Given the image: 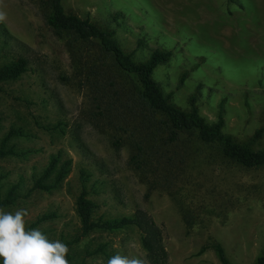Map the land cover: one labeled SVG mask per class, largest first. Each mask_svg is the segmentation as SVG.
<instances>
[{
	"label": "rangeland",
	"instance_id": "374dc122",
	"mask_svg": "<svg viewBox=\"0 0 264 264\" xmlns=\"http://www.w3.org/2000/svg\"><path fill=\"white\" fill-rule=\"evenodd\" d=\"M61 1L66 12L114 30L136 60L156 47L171 50L153 72L171 100L188 108L195 93L208 121L223 102V131L253 149L264 148V130L254 138L264 125V24L257 0ZM47 10L45 0H0L6 13L0 65L20 56L28 61L21 76L0 81V141L9 129L18 132L7 141L15 155L0 157V198L16 185V199L1 209H27L26 228L51 214L29 229L69 242L80 232L75 201L83 180L95 203L93 219L146 210L162 230L168 264H220L212 248L197 254L213 242L222 244L234 264H252L264 248V165L243 167L214 148L192 146L188 164L176 175L138 169L126 134L93 117L96 108L78 76L69 37L47 25ZM74 44L81 63L99 55L93 44ZM121 136L126 143H116ZM57 153L71 159L67 175L50 190H29ZM68 247L69 264H107L116 253L145 255L134 226L95 229Z\"/></svg>",
	"mask_w": 264,
	"mask_h": 264
},
{
	"label": "trees",
	"instance_id": "16d2710c",
	"mask_svg": "<svg viewBox=\"0 0 264 264\" xmlns=\"http://www.w3.org/2000/svg\"><path fill=\"white\" fill-rule=\"evenodd\" d=\"M226 1L232 3L236 0ZM45 5L48 8L44 14L47 25L57 32H65L69 37L67 45L76 65L79 64L78 76L96 108L92 112L93 117L105 120L113 130L126 134L125 139L132 150L130 160L138 169L154 174L159 171L163 177L176 175L188 164L189 148L192 146L214 148L222 158L243 167L264 165V148L253 149L223 131V102L220 103L216 119L208 121L199 111L195 93L188 96L189 106L184 108L171 100L170 93L162 90L153 72L158 65L170 59L171 50L156 47L150 50L145 59L136 60L133 52L122 47L114 30L100 27L88 16L66 12L61 0H45ZM4 33L7 34L6 29ZM76 42L93 44L99 50V55L81 63L77 59ZM27 64V59L22 56L1 64L0 81L18 78L27 71ZM263 130L264 125L256 130L254 138ZM17 133L11 128L2 137L0 157L15 155L13 148L7 146V141ZM184 135L194 137L195 143L192 140L189 142ZM120 139L123 140L122 136L116 143ZM70 164V158L62 160L60 153L52 155L29 190H50L56 187L69 172ZM52 176L53 181L48 182ZM83 182L81 180V190L75 201L80 232L77 237L66 242L67 245L95 229L113 231L134 226L140 233V243L149 264H168L162 230L146 210L136 208L132 215L93 219L95 203L87 197ZM16 187L12 185L4 198H0V209L14 203ZM50 217L51 214L38 216L29 228ZM185 222L189 225L190 218H185ZM208 248L214 250L220 264H234L219 242L202 245L197 254ZM98 251H102L101 246L95 249V252ZM67 259L69 261V254ZM252 264H264V248Z\"/></svg>",
	"mask_w": 264,
	"mask_h": 264
},
{
	"label": "clouds",
	"instance_id": "9594fccd",
	"mask_svg": "<svg viewBox=\"0 0 264 264\" xmlns=\"http://www.w3.org/2000/svg\"><path fill=\"white\" fill-rule=\"evenodd\" d=\"M6 13L0 11V22ZM27 209L15 212L0 209V259L3 264H69V247L60 240H50L38 228H26ZM107 264H149L146 256L116 253Z\"/></svg>",
	"mask_w": 264,
	"mask_h": 264
},
{
	"label": "crops",
	"instance_id": "0c3cea01",
	"mask_svg": "<svg viewBox=\"0 0 264 264\" xmlns=\"http://www.w3.org/2000/svg\"><path fill=\"white\" fill-rule=\"evenodd\" d=\"M258 4H256L255 9L257 12H259L260 16L264 19V0H257ZM263 19H259L260 21H263L264 24V20ZM263 41H264V28H263Z\"/></svg>",
	"mask_w": 264,
	"mask_h": 264
}]
</instances>
